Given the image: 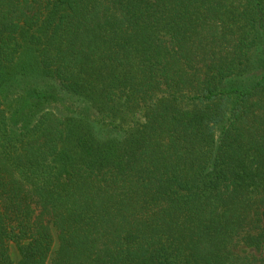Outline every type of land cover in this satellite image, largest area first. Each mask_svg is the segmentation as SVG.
<instances>
[{"label": "trees", "instance_id": "trees-1", "mask_svg": "<svg viewBox=\"0 0 264 264\" xmlns=\"http://www.w3.org/2000/svg\"><path fill=\"white\" fill-rule=\"evenodd\" d=\"M260 50L264 0H0V264H264Z\"/></svg>", "mask_w": 264, "mask_h": 264}, {"label": "rangeland", "instance_id": "rangeland-1", "mask_svg": "<svg viewBox=\"0 0 264 264\" xmlns=\"http://www.w3.org/2000/svg\"><path fill=\"white\" fill-rule=\"evenodd\" d=\"M25 41H26L25 39L22 40V43L25 44L26 43ZM257 57L264 61V52H262L260 50V55L258 54ZM24 59L31 61V59L28 57V54L25 55ZM257 73L258 72H253L252 71V72H248L246 74H243L241 77L234 78L232 80V87L247 86L250 83V81L253 78V76L257 75ZM47 85H51V84H47ZM50 99L53 101V98H49L48 97L49 101H51ZM61 104H62V109H65V108H68V107L71 108L74 105H77V104H73L72 101H69L67 99H64L63 103H61ZM137 118H138L137 119L138 121L141 120V118L139 116ZM10 253H11V257H12L13 261L17 262V260L19 259V253H18V250H17V248H16V246L14 244H10Z\"/></svg>", "mask_w": 264, "mask_h": 264}]
</instances>
